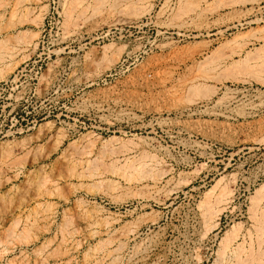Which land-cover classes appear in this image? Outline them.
<instances>
[{
	"label": "rangeland",
	"instance_id": "rangeland-1",
	"mask_svg": "<svg viewBox=\"0 0 264 264\" xmlns=\"http://www.w3.org/2000/svg\"><path fill=\"white\" fill-rule=\"evenodd\" d=\"M263 209L264 0H0V264H264Z\"/></svg>",
	"mask_w": 264,
	"mask_h": 264
},
{
	"label": "bare ground",
	"instance_id": "bare-ground-1",
	"mask_svg": "<svg viewBox=\"0 0 264 264\" xmlns=\"http://www.w3.org/2000/svg\"><path fill=\"white\" fill-rule=\"evenodd\" d=\"M71 17V15L69 14V18ZM68 19V18H67ZM109 46V45H108ZM94 55H96V54H94ZM99 56V55H98ZM93 59H94V57H92ZM98 59V58H97ZM92 62V61H91ZM8 69V68H7ZM5 72V71H4ZM191 101V100H190ZM134 164V163H133ZM143 165V164H142ZM139 167H141V166H139ZM136 168V167H135ZM135 168H134V170H135ZM142 168V167H141ZM136 170H137V168H136ZM230 190V189H229ZM229 192V191H228ZM259 193H260V191H259ZM229 194V193H228ZM226 195V194H225ZM257 195V194H256ZM219 197V196H218ZM221 197V196H220ZM257 197H258V195H257ZM257 197H256V201H257ZM223 198V197H222ZM256 201L254 202V203H256ZM261 201V200H260ZM258 202V201H257ZM257 204V203H256ZM259 204V203H258ZM211 206V205H210ZM253 206H255V208L257 209V205H255V204H253ZM211 209V208H210ZM255 209V210H256ZM219 212V211H218ZM262 214H261V213ZM214 213V212H213ZM259 213H260V215H261V218H260V223H259V226H260V228H259V230L261 231V232H263V230H264V209L262 210V211H259ZM257 214V213H256ZM203 215H204V217H205V220H207L206 218H210V216H211V211L209 210V208H205V210H204V213H203ZM202 215V216H203ZM255 216V215H254ZM212 217V216H211ZM259 221V220H258ZM257 221V222H258ZM206 222V221H205ZM207 223V222H206ZM235 230V229H234ZM231 233V232H230ZM258 233H260V232H258ZM233 237V236H232ZM236 237V236H235ZM261 237H262V234H261ZM260 237V238H261ZM225 241H228V239H226ZM225 241H224V245H223V248H225L227 245V243H225ZM231 241V240H230ZM256 241H257V239H256ZM259 241V240H258ZM232 243V242H231ZM264 243V242H263ZM258 245H259V243H257ZM241 245V244H240ZM241 247V246H240ZM239 247V248H240ZM222 248V247H221ZM250 249H251V246H250ZM238 250V249H237ZM240 250V249H239ZM242 251V250H241ZM239 252V251H238ZM220 253V252H219ZM223 253V252H222ZM248 253H250V252H248ZM257 253V252H256ZM235 254L237 255V252L235 251ZM257 254H259V253H257ZM261 254V253H260ZM246 255V254H245ZM240 257V256H239ZM239 257H238V259H239ZM251 257V256H250ZM255 258V257H254ZM256 259H258L257 257H256ZM220 260V259H219ZM248 260V259H247ZM260 260V259H259Z\"/></svg>",
	"mask_w": 264,
	"mask_h": 264
}]
</instances>
